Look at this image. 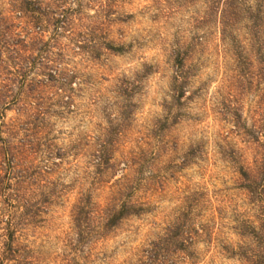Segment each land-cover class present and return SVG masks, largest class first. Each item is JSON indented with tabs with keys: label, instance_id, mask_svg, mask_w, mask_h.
Instances as JSON below:
<instances>
[{
	"label": "rangeland",
	"instance_id": "rangeland-1",
	"mask_svg": "<svg viewBox=\"0 0 264 264\" xmlns=\"http://www.w3.org/2000/svg\"><path fill=\"white\" fill-rule=\"evenodd\" d=\"M33 2L34 29L32 7L0 0V136L27 135L41 168L0 192V247L7 221L18 227V262L0 253V264H249L253 242L239 227H259L260 210L238 167L257 156L264 124L254 53L240 64L214 18L202 19L203 0ZM18 48L46 58L2 62ZM177 50L189 75L179 101ZM122 202L141 209L103 230L105 210Z\"/></svg>",
	"mask_w": 264,
	"mask_h": 264
},
{
	"label": "trees",
	"instance_id": "trees-1",
	"mask_svg": "<svg viewBox=\"0 0 264 264\" xmlns=\"http://www.w3.org/2000/svg\"><path fill=\"white\" fill-rule=\"evenodd\" d=\"M61 1L63 2L64 0ZM162 1L168 2V0ZM183 1L191 3L194 0ZM203 2L205 4V15L202 16V19L209 21L214 18V22L217 24L220 33L221 41L228 42L233 50V54L238 58L241 65H251L252 62L249 61V58H247L245 54H247L248 51L253 52L256 57L255 60L259 65L260 77L264 80V0H203ZM33 5H35L33 0H20L19 10L22 13L23 10L28 11V8L32 7V13L27 15V22L28 26L34 29L41 22V19L35 15L37 7ZM67 12L68 10L62 9L57 18H52V24L63 21ZM240 26L246 30L247 46H242L241 42L238 40L237 32ZM40 30L41 28H38L37 33H39ZM16 45L18 46V43H16ZM10 50L11 51H7L5 59L2 62H14V66H16L17 69H20L19 67L23 64L27 68L39 65L40 63L42 64L38 59L46 58V56L40 54V52H45V50L41 48L37 49L40 54L39 57L34 56L32 53H27L22 48ZM185 52L186 51L179 52L177 50L175 53L176 67L174 70L172 87L175 93L174 97L178 101L184 96L185 84L189 78L185 67ZM54 74L56 75V72ZM1 108L5 109L6 107L5 105H1ZM2 117V113L0 112V129L4 126V121L1 119ZM259 128L260 129L256 131L255 142L257 146H259L260 151L257 153V156L254 157L251 165H240L238 167V172L242 180L241 186L246 190L249 198L257 203L260 210L258 216L260 222L259 227H254L247 221L242 224V227H239V233L242 236L248 237L253 242L252 247L246 248V250L243 251V256L249 264H264V140L260 141L261 137L264 139V124H261ZM8 130L9 137L3 138L0 136V192L3 191L2 189L4 187L8 189L9 192V190L12 189L13 181H15V183H22L26 180H30L33 175L40 174L41 170L39 165L35 164V160L32 158L35 152L32 146L33 141L30 140L27 135L18 137L12 129L9 128ZM14 140H16V142H14ZM88 202L89 200L81 202L75 207V223L77 222L78 224L80 221V214L86 213L85 207ZM31 207L32 205L29 204L28 201H25L22 205V208L25 209L23 213H28V209ZM140 209L141 208L129 205L125 202H122L117 208L115 205L108 207L105 210L106 216L104 217L103 230L113 227L124 216L139 213ZM36 210L39 209L37 208ZM14 222L15 221L12 219L7 221V227H4V241L0 247L1 256L7 260L16 259L13 257L15 252L13 245L18 227H16L17 223Z\"/></svg>",
	"mask_w": 264,
	"mask_h": 264
}]
</instances>
